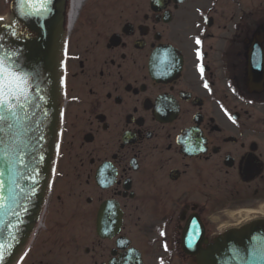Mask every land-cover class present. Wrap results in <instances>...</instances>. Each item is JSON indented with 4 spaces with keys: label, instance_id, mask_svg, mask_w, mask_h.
<instances>
[{
    "label": "flooded vegetation",
    "instance_id": "flooded-vegetation-1",
    "mask_svg": "<svg viewBox=\"0 0 264 264\" xmlns=\"http://www.w3.org/2000/svg\"><path fill=\"white\" fill-rule=\"evenodd\" d=\"M49 7L0 0V34L55 27L65 61L59 153L12 264H197L264 209V0Z\"/></svg>",
    "mask_w": 264,
    "mask_h": 264
},
{
    "label": "water",
    "instance_id": "water-1",
    "mask_svg": "<svg viewBox=\"0 0 264 264\" xmlns=\"http://www.w3.org/2000/svg\"><path fill=\"white\" fill-rule=\"evenodd\" d=\"M26 14L22 15L25 21L36 22L39 18ZM33 30L38 32V37L24 42H13L9 36L0 34L3 50H15L26 70H37L45 81L42 87L48 93L47 104L44 105L48 111L47 117L36 110V116L31 121L32 129L25 132L23 127L16 125L11 130L5 129V134L0 135V141H3L0 152L5 148L9 151L14 149L13 137L27 145L23 163L14 160L8 164L0 156V181L4 184L3 192L0 193L3 197L0 199V252L4 259L0 260V264H12L15 254L31 232L49 184L59 127L62 70L54 54L58 31L55 27L45 28L41 22L35 24ZM36 121L42 123L37 127ZM41 135L44 139L37 141L36 138ZM33 168L38 173L37 183L31 179L36 175L32 172ZM32 189L34 192H30ZM197 264H264V218H254L214 239L197 255Z\"/></svg>",
    "mask_w": 264,
    "mask_h": 264
},
{
    "label": "snow or ice",
    "instance_id": "snow-or-ice-1",
    "mask_svg": "<svg viewBox=\"0 0 264 264\" xmlns=\"http://www.w3.org/2000/svg\"><path fill=\"white\" fill-rule=\"evenodd\" d=\"M51 0H32V11L26 15L41 16L44 13L50 11L49 5ZM3 18L0 17V21ZM7 27V26H6ZM13 36L16 33H12ZM195 43L197 46L201 45V39L195 37ZM197 59H202V53L199 47L197 48ZM67 42H65L64 56L67 57ZM61 69H65V61H60ZM201 73L203 72L202 66L198 65ZM45 81L41 78V74L37 70L28 71L26 70L18 59V53L15 50L4 51L3 45H0V135L5 134V129H13L16 125H20L24 128L25 132L32 129V118L36 116V110H39L43 117L48 116V111L45 109L44 105L47 104V90L42 87ZM60 85L63 88L65 85V80L63 76L60 79ZM208 87L207 83L204 85ZM31 113V115H29ZM61 118H63V111L60 113ZM231 119V116H229ZM235 122V121H233ZM37 127L42 121L35 122ZM37 141L43 140L44 136L41 135L36 138ZM13 142L15 147L12 151L5 148L0 152L6 163L11 164L14 162L23 163V155L27 145L20 143L16 137H13ZM3 141H0V146H2ZM57 153H59L60 144L56 143ZM43 159V157H40ZM53 173L56 169H52ZM33 175L31 179L34 183H37L38 173L36 169H32ZM2 175V173H0ZM4 184L0 181V193L3 192ZM34 192V189L30 190ZM0 199H3L0 196ZM161 235H164L161 232ZM167 250V246L165 245ZM3 253L0 252V260H3Z\"/></svg>",
    "mask_w": 264,
    "mask_h": 264
},
{
    "label": "bare ground",
    "instance_id": "bare-ground-1",
    "mask_svg": "<svg viewBox=\"0 0 264 264\" xmlns=\"http://www.w3.org/2000/svg\"><path fill=\"white\" fill-rule=\"evenodd\" d=\"M247 215L241 220V221H239V224L240 223H242V222H244V221H246L247 220ZM256 218V217H258V218H264V209H263V207H261L260 209H258V210H255V211H253V218Z\"/></svg>",
    "mask_w": 264,
    "mask_h": 264
}]
</instances>
